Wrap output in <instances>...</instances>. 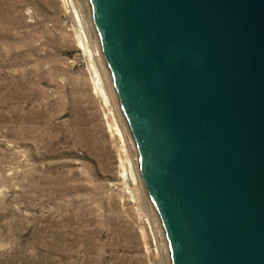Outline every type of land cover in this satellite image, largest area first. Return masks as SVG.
Segmentation results:
<instances>
[{"label": "water", "instance_id": "obj_1", "mask_svg": "<svg viewBox=\"0 0 264 264\" xmlns=\"http://www.w3.org/2000/svg\"><path fill=\"white\" fill-rule=\"evenodd\" d=\"M171 264H264V0H88Z\"/></svg>", "mask_w": 264, "mask_h": 264}, {"label": "rangeland", "instance_id": "obj_2", "mask_svg": "<svg viewBox=\"0 0 264 264\" xmlns=\"http://www.w3.org/2000/svg\"><path fill=\"white\" fill-rule=\"evenodd\" d=\"M74 2L101 53L88 0ZM78 29L60 0H0V264H171L103 56Z\"/></svg>", "mask_w": 264, "mask_h": 264}, {"label": "bare ground", "instance_id": "obj_3", "mask_svg": "<svg viewBox=\"0 0 264 264\" xmlns=\"http://www.w3.org/2000/svg\"><path fill=\"white\" fill-rule=\"evenodd\" d=\"M74 1H73L72 11L74 13L75 20L77 21V26H79V29H78V31H79V34L78 35H79V39H80L79 40V46L84 51V53L87 56H89V57H92L94 55L102 56L101 53L98 50H93V48L91 46V37L89 35V32L87 31V29L85 28V26L83 24L84 18H83L82 14H81V11H79L78 8H76ZM88 9H89V6H88ZM95 73H96L95 74L96 75V80L94 81L95 91L97 93H100V95L102 96L103 100L107 103L108 102L107 101V96L108 95H107V92L105 90V86L103 84L102 78H101V76L97 72H95ZM117 131H118V133L120 135H122L121 134V131H119V129H117ZM128 164H129V162H128ZM137 171H138V169H137ZM125 173H127L128 175H130V176L133 177L132 168H131V165L130 164L128 165V169L125 171ZM138 177H139V174H138ZM139 179L141 180L140 177H139Z\"/></svg>", "mask_w": 264, "mask_h": 264}, {"label": "built area", "instance_id": "obj_4", "mask_svg": "<svg viewBox=\"0 0 264 264\" xmlns=\"http://www.w3.org/2000/svg\"><path fill=\"white\" fill-rule=\"evenodd\" d=\"M74 0H60L61 6L64 9L65 13L72 16L75 19L74 13L72 11Z\"/></svg>", "mask_w": 264, "mask_h": 264}]
</instances>
